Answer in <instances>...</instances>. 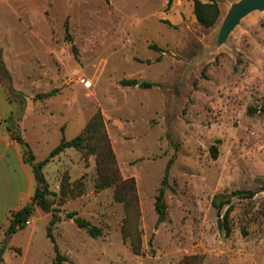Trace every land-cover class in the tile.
Listing matches in <instances>:
<instances>
[{
  "label": "rangeland",
  "instance_id": "obj_1",
  "mask_svg": "<svg viewBox=\"0 0 264 264\" xmlns=\"http://www.w3.org/2000/svg\"><path fill=\"white\" fill-rule=\"evenodd\" d=\"M235 1L219 0L212 27L197 20L194 0L0 1V60L11 77L0 69V150L14 144L3 167L16 177L0 192V264H53L49 229L62 264H264V113L249 111L264 104V11L211 48ZM98 113L121 177L136 181L138 212L126 214L115 186L95 188L94 154L69 148L43 168L50 211L36 206L26 226L9 233L12 212L31 201L37 182L8 129L19 130L40 161ZM165 176L167 217L158 223ZM230 206L227 235L219 219ZM71 212L102 234L91 237Z\"/></svg>",
  "mask_w": 264,
  "mask_h": 264
},
{
  "label": "trees",
  "instance_id": "obj_2",
  "mask_svg": "<svg viewBox=\"0 0 264 264\" xmlns=\"http://www.w3.org/2000/svg\"><path fill=\"white\" fill-rule=\"evenodd\" d=\"M174 0H169L168 7L172 5ZM193 13L197 20L205 27L214 26L220 17L219 0H194ZM168 22V21H167ZM153 48L160 50L156 45H152ZM0 69L7 80L11 81L9 72L2 59L0 60ZM123 84L135 85L138 84L137 80H123ZM144 88H152L158 86L157 83L143 81L140 84ZM12 89V88H10ZM57 90H52L48 93L37 94L36 98L43 99L55 95ZM250 112H262L264 113V104L259 108H249ZM11 139L21 146V155L24 163L29 164L32 167L37 186L32 195L31 201L23 205L21 208L15 210L11 214L10 226L8 228L9 233H15L18 230L26 226L29 218L34 214L36 206L41 207L45 211H50V202L47 195L50 194L49 184L43 173V168L53 160L56 156L64 152L66 149L73 148L79 151H83L88 154H94L96 156V170L97 179L95 182V188L97 190H103L110 186H115L114 199L117 202L123 203L125 212L128 214L131 208H134L138 212V194L136 188V181L134 178L123 179L120 175L117 159L114 150L111 145L109 135L106 131L104 121L101 115L96 114L86 125L85 129L71 139L62 137L61 141L55 146L49 155L40 161H37L33 151L31 150L28 143L22 137L21 133L17 129L10 127ZM212 157L216 158L218 154L217 146L211 147ZM84 184L80 181L77 182L74 189L76 193L71 190L73 195H80L83 191ZM169 187L168 177L165 176L162 180V185L159 188L158 194L155 200V210L158 215V223L165 221L167 217V204L165 201V192ZM255 191L252 190H237L234 194L243 195L245 197H251L255 195ZM213 205L218 209L222 208V204H217V201H213ZM232 211V206L228 207L224 214V221L219 219L220 228L226 230V234H230V226L228 223V217ZM67 217L74 220L75 224L88 232V234L97 238L102 234L101 227L91 223L84 217L78 215L77 212H71L67 214ZM53 224V222L51 223ZM126 235V234H124ZM48 236L52 238L54 243V249L56 251V257L53 264H62L66 260L65 256H62L59 252L58 246L55 243L54 237L52 236L50 229ZM126 238V237H125ZM132 248L136 253L141 251L140 244H134L132 242ZM3 249H0V261L2 258Z\"/></svg>",
  "mask_w": 264,
  "mask_h": 264
},
{
  "label": "water",
  "instance_id": "obj_3",
  "mask_svg": "<svg viewBox=\"0 0 264 264\" xmlns=\"http://www.w3.org/2000/svg\"><path fill=\"white\" fill-rule=\"evenodd\" d=\"M256 11H264V0H238L233 2L218 27L214 42L211 46L212 50H216L226 44L231 33L241 21L249 14ZM141 83V81L138 82L139 85ZM6 238V244H8L11 234H7Z\"/></svg>",
  "mask_w": 264,
  "mask_h": 264
},
{
  "label": "crops",
  "instance_id": "obj_4",
  "mask_svg": "<svg viewBox=\"0 0 264 264\" xmlns=\"http://www.w3.org/2000/svg\"><path fill=\"white\" fill-rule=\"evenodd\" d=\"M2 2H5L7 0H0ZM5 143V148L0 150V192H1V188L2 186L6 185V181L9 179H14V174H11V172L9 170H4V167H3V164H5L6 162L9 163V160H7V157H9V151L10 150H15L14 149V144L13 143H7L6 141L4 142ZM10 158V157H9ZM17 161H18V164H19V167L23 168V164L20 160V158L17 156ZM24 169V168H23ZM20 176V175H19ZM18 176V178H20ZM16 178V177H15ZM5 182V183H4Z\"/></svg>",
  "mask_w": 264,
  "mask_h": 264
},
{
  "label": "built area",
  "instance_id": "obj_5",
  "mask_svg": "<svg viewBox=\"0 0 264 264\" xmlns=\"http://www.w3.org/2000/svg\"><path fill=\"white\" fill-rule=\"evenodd\" d=\"M83 83H85V79H82Z\"/></svg>",
  "mask_w": 264,
  "mask_h": 264
}]
</instances>
